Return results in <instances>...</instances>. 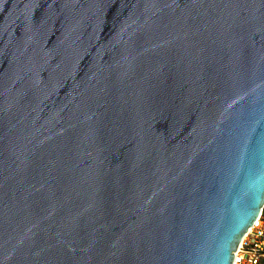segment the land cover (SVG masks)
Segmentation results:
<instances>
[{
  "label": "water",
  "instance_id": "water-1",
  "mask_svg": "<svg viewBox=\"0 0 264 264\" xmlns=\"http://www.w3.org/2000/svg\"><path fill=\"white\" fill-rule=\"evenodd\" d=\"M264 209V0H0V264H233Z\"/></svg>",
  "mask_w": 264,
  "mask_h": 264
},
{
  "label": "built area",
  "instance_id": "built-area-1",
  "mask_svg": "<svg viewBox=\"0 0 264 264\" xmlns=\"http://www.w3.org/2000/svg\"><path fill=\"white\" fill-rule=\"evenodd\" d=\"M233 264H264V209L241 241Z\"/></svg>",
  "mask_w": 264,
  "mask_h": 264
}]
</instances>
